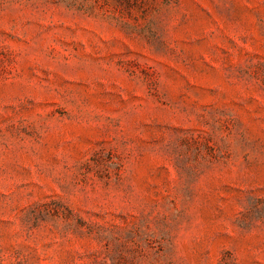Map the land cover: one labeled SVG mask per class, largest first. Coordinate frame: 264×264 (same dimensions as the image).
Listing matches in <instances>:
<instances>
[{"label": "rangeland", "instance_id": "obj_1", "mask_svg": "<svg viewBox=\"0 0 264 264\" xmlns=\"http://www.w3.org/2000/svg\"><path fill=\"white\" fill-rule=\"evenodd\" d=\"M0 264H264V0H0Z\"/></svg>", "mask_w": 264, "mask_h": 264}]
</instances>
